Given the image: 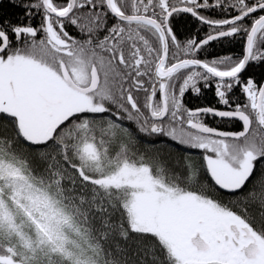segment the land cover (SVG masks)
Returning a JSON list of instances; mask_svg holds the SVG:
<instances>
[{"label":"snow or ice","instance_id":"1","mask_svg":"<svg viewBox=\"0 0 264 264\" xmlns=\"http://www.w3.org/2000/svg\"><path fill=\"white\" fill-rule=\"evenodd\" d=\"M0 264H264V0H0Z\"/></svg>","mask_w":264,"mask_h":264}]
</instances>
